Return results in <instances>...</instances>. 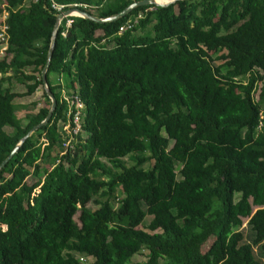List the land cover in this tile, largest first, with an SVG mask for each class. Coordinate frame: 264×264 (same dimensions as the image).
<instances>
[{"label": "trees", "instance_id": "obj_1", "mask_svg": "<svg viewBox=\"0 0 264 264\" xmlns=\"http://www.w3.org/2000/svg\"><path fill=\"white\" fill-rule=\"evenodd\" d=\"M137 1L0 0V165L50 108L43 91L25 123L14 111L42 85L51 5L103 19ZM69 19L46 73L53 115L0 168V264H130L142 251L144 264H264V0ZM72 95L80 131L63 153Z\"/></svg>", "mask_w": 264, "mask_h": 264}, {"label": "built area", "instance_id": "obj_2", "mask_svg": "<svg viewBox=\"0 0 264 264\" xmlns=\"http://www.w3.org/2000/svg\"><path fill=\"white\" fill-rule=\"evenodd\" d=\"M0 9H1L0 11V62L5 61V63H8L9 62V58L7 54V51H8V33H7L8 32V25H7L8 11L4 4L0 5ZM51 9L56 12L55 16L63 15V17L60 20V23L62 20H66L65 22L66 28L70 27L72 23V20H70L69 18L78 16L75 13L64 15L65 12L68 11L65 9L64 6L52 4ZM75 9L76 8L73 7V9H69V10H75ZM131 28H132L131 22L127 21L124 25H122L119 28L118 33L122 34V32L128 29H131ZM5 75L7 76L8 73L6 74L0 73V78ZM64 98L67 102H69V110L67 114V118H68L67 123L60 124V128L62 132H64L65 135L67 136V139L64 140L61 144L63 153H65L68 148H72L71 142L74 140L72 136L76 135L80 131V114L83 111V104L79 101L77 96L72 95V96H69L68 98L64 96ZM73 109H74V113H73ZM71 114H73L72 118H70ZM72 124L74 125L73 128L71 127ZM80 261H84V259H80Z\"/></svg>", "mask_w": 264, "mask_h": 264}, {"label": "water", "instance_id": "obj_3", "mask_svg": "<svg viewBox=\"0 0 264 264\" xmlns=\"http://www.w3.org/2000/svg\"><path fill=\"white\" fill-rule=\"evenodd\" d=\"M178 1H183V0H171L170 2L163 4V5H158L154 2V0H141V1H137L134 2L132 4H130L129 6H127L125 9H123L121 12L109 16L107 18H103V19H98L94 16H91L90 14L80 11L78 9L75 10H68L65 12L64 15H69L71 13H75L77 15H79L82 18L88 19L92 22L98 23V24H103V23H110V22H115L125 16H127L128 14H130L133 10L137 9L138 7H143V6H154V8H166ZM63 17V15H57L55 16L56 18V23L52 32V36H51V40H50V45H49V49L47 52V56H46V63L44 68L41 71V82H42V86H43V90L46 93L48 99L50 100V108L49 111L47 113V116L45 117V119L40 122L37 126L33 127L20 141L19 143L14 147V149L11 151V153L9 154V156L1 163L0 168L5 165L10 159L11 157L18 151L19 147L23 144V142L29 138L35 131H37L38 129H40L41 127H43L44 125L47 124V122L51 119L53 112L55 110V106H56V100L53 96V94L51 93L48 84H47V79H46V73L48 71L49 65H50V61H51V57H52V53L54 50V45H55V40H56V34L58 31V27L60 24V20Z\"/></svg>", "mask_w": 264, "mask_h": 264}, {"label": "rangeland", "instance_id": "obj_4", "mask_svg": "<svg viewBox=\"0 0 264 264\" xmlns=\"http://www.w3.org/2000/svg\"><path fill=\"white\" fill-rule=\"evenodd\" d=\"M259 73H261L260 70H259ZM25 90H26L25 87H23L21 85L16 86V91L19 93L25 92ZM43 91H44L43 86L41 85L34 94H32L30 96H24L21 98H17L15 100V102H14L15 114L18 118L23 119V123H25L24 117L26 114H28L29 112H36V110L38 108H40L46 102V99L43 96ZM257 94H258V92L254 93L255 98H257ZM66 98H68V96H66ZM33 103L37 104L36 108L34 110H32L33 109L32 108ZM124 161L126 162L127 165H130L128 159L125 158ZM44 168L49 170L50 166H45ZM43 176H44L43 172H41L39 174L38 178H43ZM28 181H34V180L30 177L28 179ZM238 199H239V195H235V200H238ZM88 207L91 209L96 208L92 204H89ZM3 229H4V227H3ZM241 230L243 232L245 241L250 242L251 238H252V233H251L249 226H247V219H243V223H242L241 227L238 228V231H241ZM254 252H255L256 256L257 255L259 256V252L256 248L254 249ZM146 254H147L146 251H142L141 253H139L138 255L134 256L131 259L130 264H144L146 262ZM90 263H94V261L88 260L87 264H90Z\"/></svg>", "mask_w": 264, "mask_h": 264}, {"label": "bare ground", "instance_id": "obj_5", "mask_svg": "<svg viewBox=\"0 0 264 264\" xmlns=\"http://www.w3.org/2000/svg\"><path fill=\"white\" fill-rule=\"evenodd\" d=\"M171 0H154V2L158 5H163L166 4L168 2H170Z\"/></svg>", "mask_w": 264, "mask_h": 264}, {"label": "clouds", "instance_id": "obj_6", "mask_svg": "<svg viewBox=\"0 0 264 264\" xmlns=\"http://www.w3.org/2000/svg\"><path fill=\"white\" fill-rule=\"evenodd\" d=\"M76 17H80V16L78 15V16H76Z\"/></svg>", "mask_w": 264, "mask_h": 264}]
</instances>
